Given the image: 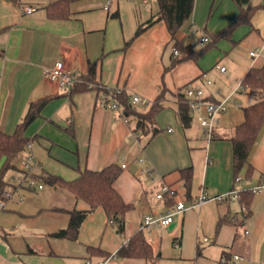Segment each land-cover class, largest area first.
Segmentation results:
<instances>
[{"label": "crops", "instance_id": "1", "mask_svg": "<svg viewBox=\"0 0 264 264\" xmlns=\"http://www.w3.org/2000/svg\"><path fill=\"white\" fill-rule=\"evenodd\" d=\"M58 1L0 0V130L13 133L30 105L46 100L26 130L30 147L6 176L15 197L0 213V264H98L115 254L105 264H221L235 255L241 257L236 264H264V187L254 192L249 210L235 198L192 207L202 191L216 197L254 191L263 183L264 124L240 181L234 175L231 137L244 122V108L261 98L260 92L243 89L242 82L252 68L264 67V0H195L192 17L175 38L164 21L135 36L140 25L156 17L157 0H73L69 18L52 19L47 7ZM29 6L36 10L24 13ZM242 13L247 18L236 23ZM205 37L209 41L202 43ZM189 42L196 56L187 59L177 46ZM58 62L74 76L70 89L48 78ZM92 62L94 81L78 90ZM189 85L203 90L208 101L229 98L211 141L204 138L196 113L191 112L187 127L179 117L181 95ZM101 88H121L129 102L134 95L146 99L147 106L134 105L144 112L161 98L153 131L137 136L122 105L101 104ZM29 155L37 162L34 176L42 189L14 181L22 177ZM114 163L126 165L115 188L134 205L124 231L119 233L100 207L86 217L76 240L56 237L67 229L70 210L90 207L41 177L71 181L82 170ZM186 168L193 172L189 190L181 173ZM163 184L176 191L173 198H157ZM180 200L188 209L169 228L143 232L151 257L117 255L142 231L146 214H165Z\"/></svg>", "mask_w": 264, "mask_h": 264}, {"label": "trees", "instance_id": "2", "mask_svg": "<svg viewBox=\"0 0 264 264\" xmlns=\"http://www.w3.org/2000/svg\"><path fill=\"white\" fill-rule=\"evenodd\" d=\"M73 0H60L47 7L48 16L52 19H67L70 17L69 6ZM240 4H245L248 0H236ZM159 11L153 19L139 26L135 36L140 35L147 27L155 21H164L173 38L180 31L183 25L190 20L194 12L195 0H157ZM247 18V14L242 13L236 23ZM228 27L223 33L231 29ZM177 48L186 55L185 58L196 56L194 44H178ZM178 51V50H177ZM179 54V51H178ZM96 73V63L92 62L89 66L88 74L84 81L78 85V90H86L90 82L94 81ZM243 89L258 91L261 98L254 104L244 108V122L239 125L231 141L233 143V167L235 178L239 177L240 172L248 163V158L254 147L258 135L264 124V67L252 68L242 82ZM103 89L100 90L102 92ZM118 104V109L123 106V114L126 115L128 122L134 121L133 132L144 135L153 131V123L156 115L163 109L161 98L158 99L147 111H139L129 102L128 95L123 91L121 94L113 96ZM182 100L179 105V117L182 124L187 127L192 121L191 110L188 99L185 94L181 95ZM46 100H41L30 105L29 111L24 120L19 123L16 130L8 134L0 130V200L4 198L5 192L13 191L12 184L6 179L8 172L17 169L15 161L31 145L32 140L26 136V130L29 125L40 115V111L45 105ZM134 118L132 121L129 118ZM123 168L120 164L114 163L101 170L85 169L80 175L71 181L62 179L59 176L44 175L42 180L51 186H61L69 191L76 199L83 200L89 205L86 211L70 210V222L65 230L55 234L56 237L76 240L78 238L81 226L86 217L97 208H103L106 212L109 222L116 227L119 233L125 229V216L134 209V205L126 203L115 188V182L121 175ZM182 179L187 190H189L192 181V169L181 170ZM264 179V173H263ZM264 182V180H263ZM173 195L176 194L172 190ZM239 200L246 210L254 196L253 191H241ZM60 210V209H59ZM93 250V248H90ZM94 251V250H93ZM152 249L149 245L143 231H138L131 236L128 243L124 245L117 253L118 256L126 259L149 258L152 256ZM229 258V256H226Z\"/></svg>", "mask_w": 264, "mask_h": 264}, {"label": "built area", "instance_id": "3", "mask_svg": "<svg viewBox=\"0 0 264 264\" xmlns=\"http://www.w3.org/2000/svg\"><path fill=\"white\" fill-rule=\"evenodd\" d=\"M36 9L34 7H25L23 9L24 13L30 14L34 12ZM191 35V31L189 33ZM209 38L205 37L201 40L202 43H207ZM174 54L178 55V51L174 50ZM251 56H257V52H251ZM222 72L226 70V68L220 69ZM48 78L58 84L63 88L70 89L75 84V79L73 74L65 67L62 62H58L54 68L48 71ZM210 84L211 82L208 81ZM96 88L98 86H95ZM242 87V86H241ZM103 89L100 94L101 104L110 109H118V104L114 99V95L121 94L123 89ZM185 96L188 99V104L191 112L197 114V120L202 127L203 136L207 141H211L215 138V129L220 123V118L223 114H225L229 110L228 101L229 98H225L218 102L208 101L204 97V91L201 89L193 88L192 86H187L185 90ZM131 102L134 105L138 106H147L149 102L146 99L141 98L138 95H134L131 97ZM171 131V129L169 130ZM37 165V162L34 156L29 155L22 162L21 168L23 175L21 178H14L15 182H18L20 186H27L30 189H42L43 185L38 184L37 179L34 176V168ZM123 168L126 165L122 166ZM150 177L152 176L151 169L147 168L144 170ZM237 181L241 180V177L236 178ZM264 187V182L261 186L256 188L253 192H257ZM15 197V193L12 190H8L4 194V198L0 200V213L6 209L7 203L13 200ZM174 195L172 193V189L170 186L163 184L157 193V198L160 200H165L166 198H173ZM239 193L237 191H233L230 194H226L223 196L210 197L207 192L202 191L199 198L196 200L195 204L192 207H196L202 205L203 203L209 200H223L225 198H235L239 199ZM22 199V198H21ZM187 206L183 200L175 202L169 209V211L165 214H146L143 223H142V231L146 233H151L155 226H161L163 228H169L174 222L177 216L183 214L187 210ZM207 241V239H206ZM111 258H116V254L110 256L106 260L99 262L98 264H105ZM241 259L240 256L235 255L232 258L224 257L222 259L221 264H236ZM90 264V262H88Z\"/></svg>", "mask_w": 264, "mask_h": 264}, {"label": "rangeland", "instance_id": "4", "mask_svg": "<svg viewBox=\"0 0 264 264\" xmlns=\"http://www.w3.org/2000/svg\"><path fill=\"white\" fill-rule=\"evenodd\" d=\"M0 166H1V165H0ZM9 174H11V171H10V172H8L6 176L8 177V176H9ZM48 188H49V186L47 187V189H48Z\"/></svg>", "mask_w": 264, "mask_h": 264}]
</instances>
